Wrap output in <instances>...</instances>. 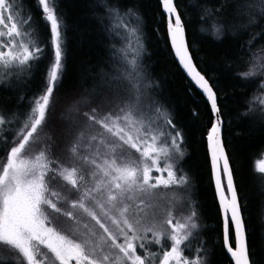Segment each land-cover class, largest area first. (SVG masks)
Wrapping results in <instances>:
<instances>
[{"label": "snow or ice", "instance_id": "obj_1", "mask_svg": "<svg viewBox=\"0 0 264 264\" xmlns=\"http://www.w3.org/2000/svg\"><path fill=\"white\" fill-rule=\"evenodd\" d=\"M35 3L49 27L54 55L45 69L42 91L29 100L21 126L9 128L20 117L13 113L6 119L0 112V147L5 153L0 156V250L16 254L11 258L13 264H204L203 247L193 249L190 243L196 238L193 230L198 228L195 208L190 204L189 214L176 219L170 211L161 214L156 203L157 189L183 187L188 179L177 175L179 169L171 162L174 154L183 156L182 133L166 111L154 103H141L148 85L143 82L138 63L143 48L138 13L132 8L121 13L107 0H98L96 6L105 11V15L96 17L98 24L109 37L115 35L123 41L119 49L111 45L112 58L120 66H113L115 74L102 72L99 85L85 90L74 101L76 117L69 133V163L65 165L51 158L47 147L38 151L33 148L43 143L40 133L65 70L63 21L57 14L56 0ZM161 3L175 55L216 114L207 139L223 212L224 248L234 264H251L240 197L221 139L216 93L192 63L175 0ZM253 9L264 18V0L237 6L235 15L247 17V24L239 27L257 23ZM22 11L17 0H0V85L4 88L10 87L13 79L31 77L43 54V48L32 39L37 29L31 15L25 19ZM201 20H209L200 29L203 34L217 40L223 36L227 22L213 17L211 9L205 7ZM248 51L251 60L237 75L246 83L260 81L257 87L262 92L253 95L246 105L248 111L242 115L253 111L264 115V50L251 53L249 47ZM97 87L109 92L124 89L129 100L112 107ZM8 131L12 133L10 140L4 135ZM254 172L264 174V158L254 164ZM57 180L62 181V189L77 198L70 199L51 187ZM60 217L65 218L63 230L53 226ZM152 245L158 250L149 251ZM186 250L194 251L192 258L184 255Z\"/></svg>", "mask_w": 264, "mask_h": 264}, {"label": "trees", "instance_id": "obj_2", "mask_svg": "<svg viewBox=\"0 0 264 264\" xmlns=\"http://www.w3.org/2000/svg\"><path fill=\"white\" fill-rule=\"evenodd\" d=\"M29 1L25 11L32 14L35 22H39L42 20L41 11L36 3L33 7L35 0ZM80 1L56 0L57 14L63 21L65 70L62 84L54 91L47 118H53L55 114H58L57 118H62L61 114L65 111L61 108L63 98L81 87L82 90L72 98L75 99L82 91L99 85L101 73H110L112 65L116 63L113 58H109L106 45L109 36L96 20L97 16L105 15L104 9L96 6L98 0H89L91 6ZM247 2L251 0H175L194 64L216 93L223 121V143L245 218L251 264H264V201L259 189L264 174L254 172V164L264 158V115L259 111L242 115L248 111L247 102L254 94L260 95L262 90L257 87L260 81L246 83L237 75L246 70L251 60L249 47L251 53L264 50V18L254 14L257 23L260 21L261 24L242 31L239 25L247 24V17H237L235 13L238 5ZM107 3L118 7L121 12L132 8L143 20L140 21L144 46L142 62L146 67L143 82L145 84V78L152 81L157 89L155 96L161 106L168 110L172 123L183 136L181 149L184 148L186 158L180 165L179 157L175 165L179 169L177 175L183 174L188 179L184 188L185 216L189 214L190 204L197 213L195 222L198 228L193 230L196 238L190 243L193 249L203 247L201 256L204 264H232L222 242V215L212 182L204 136L215 119L208 102L185 77L172 54L166 33V16L162 12L160 0H107ZM30 6L35 9L34 13L30 12ZM205 7L212 10L213 17L227 22L224 34L231 37L217 40L200 31L202 26L209 23V20H201ZM44 27L41 42L43 54L33 70V76L24 79L14 90L0 86V112L5 118L10 113H17L20 117V121L9 125V128L21 126L29 110V100L42 91L44 72L54 55L49 27L47 24ZM90 35L95 37L90 39ZM237 37L239 41L235 40ZM21 97L25 99L21 100ZM75 117L73 110L71 118ZM56 131L62 134L60 124L56 126ZM4 135L9 140L12 137L11 131ZM51 147L57 151L66 150L64 142L58 139L53 141ZM4 155L0 147V156ZM59 162L67 163L65 157ZM153 249L158 250L152 245L149 251ZM184 254L192 258L195 253L186 250Z\"/></svg>", "mask_w": 264, "mask_h": 264}, {"label": "rangeland", "instance_id": "obj_3", "mask_svg": "<svg viewBox=\"0 0 264 264\" xmlns=\"http://www.w3.org/2000/svg\"><path fill=\"white\" fill-rule=\"evenodd\" d=\"M29 0H17V3L21 6L22 8V15L23 18L27 19L29 16V12H26L25 9V5L29 4ZM33 5H35V1H33ZM31 18L33 21L34 26L37 29L36 35H34L32 37V39H35L37 41V46L41 47V42H42V38L44 35V22L42 20H40L39 22L36 21L33 18L32 14ZM26 30V29H25ZM113 38H115L117 41H119L121 45H118L116 48L119 49L123 46L121 39L119 37H116L115 35L113 36ZM143 45V44H142ZM144 48V46H143ZM142 48V49H143ZM143 51L141 50L139 57H138V63L140 65L141 68V72H142V76H146V67L143 64L142 60H143ZM131 57V53L129 54V58ZM39 63V61L37 62V64ZM37 66V65H36ZM113 66L119 67V63L116 62L115 64L112 65L111 67V72L112 74H114L113 72ZM34 70V69H33ZM33 75H31L32 77ZM30 77L28 76H21L20 80L17 81L15 79H13L10 82V87H8L7 89H11L14 90L17 88V86H20V84L23 83L24 79H28ZM152 81H150V79H146L145 78V84L148 85V87L146 88V95L144 97L141 98V103L145 104V105H153L154 106H159L162 110L166 111L168 116V110L164 107L161 106L160 101L157 99V97L155 96L156 94V87L151 83ZM2 86V85H0ZM91 89H89L88 91H91ZM98 92H102L104 97H106L109 101L112 102V107H115L116 105L120 104L122 101H128L129 100V93L127 91H125L124 89H120L118 92L113 91V92H109L107 89L105 88H101L98 87L96 89ZM143 101V102H142ZM99 102V101H97ZM105 110H110L109 108H105ZM72 111H73V105L70 106L68 109H66L64 111V113L61 114L62 118H57L58 114H55V116L46 118V122L43 126V129L40 133V136L42 137L43 143L38 144V145H34L33 148L34 150L38 151L41 147H47L50 151V156L53 159L56 160H61L63 157H65L66 162L65 165H67L69 163V153L67 151V149L70 147L71 141H72V136L69 134L70 130L72 128V122L75 118H71L72 115ZM13 113H10V115ZM17 114V113H16ZM9 115V116H10ZM9 116H7L6 118H8ZM67 117V118H66ZM69 117V118H68ZM170 117V116H169ZM61 125V128L63 130L62 134L61 133H57L56 131V126L57 125ZM52 139V141H51ZM56 139L58 140H62L66 146V150L65 152L63 151H57V150H53L52 149V143L53 141H56ZM138 155V154H137ZM177 156V154H174L173 156V160L175 159V157ZM62 164V163H61ZM55 167V165H54ZM260 192L261 195L263 197V201H264V177H262L261 182H260ZM62 184V181L57 180L55 183H53L51 185V187H53L54 189L61 191L64 195H68L70 199H76V194L75 193H69L67 191V189H62L60 187V185ZM184 188L185 185L183 187H169V188H164V187H160L159 189L156 190L157 192V200L156 203L159 206V211L161 214H166L167 212H171L172 215L176 218V219H181L182 217L185 216V212L187 210V207H184V203L185 201V194H184ZM61 207L66 208L67 205H61ZM175 222V221H174ZM91 224L94 225V222H91ZM53 226H55L57 228V230H63L66 227L65 224V218L64 217H60V219L58 221L54 220L53 221ZM98 229V226H96ZM102 231V230H99ZM67 234V233H65ZM156 249V248H154ZM154 249L152 250L153 252ZM41 250L43 252H47V249H44L43 247L41 248ZM140 251V249L138 248V252ZM16 254L14 252H10V251H6V250H0V257L5 258L3 260H0V264H13L12 261V257H14ZM51 255V254H49ZM185 256L188 257V255L184 254ZM23 264V262H22ZM55 264H58V262H55ZM74 264V262H73Z\"/></svg>", "mask_w": 264, "mask_h": 264}, {"label": "bare ground", "instance_id": "obj_4", "mask_svg": "<svg viewBox=\"0 0 264 264\" xmlns=\"http://www.w3.org/2000/svg\"><path fill=\"white\" fill-rule=\"evenodd\" d=\"M84 4H88V5H90V2H89V0H81ZM80 1V2H81ZM91 6V5H90ZM33 7L35 8V5H33ZM32 6H30L29 7V10H30V12L31 13H34L35 12V9L33 8ZM191 10H194L195 11V9H191ZM121 12V11H120ZM124 12V11H123ZM123 12H121V13H123ZM256 15V12H255V10L253 9V15ZM259 14H257L256 16H258ZM140 21L141 22H143V20H142V18L140 19ZM221 21V20H220ZM261 24V22L260 21H258V23H256L255 25H251V27H255V26H257V25H260ZM250 27V26H249ZM98 28L100 29V30H102V28L100 27V26H98ZM244 29H246V28H243L242 29V31H245ZM262 34H264V33H262ZM114 36V35H113ZM113 36H111V37H109V39H107V41H106V45H107V49H108V54H109V58H111L112 59V53H113V49H112V47H111V45H113V44H115V46L117 47L118 45H121V44H119L120 42L119 41H117L115 38H113ZM95 36H93V35H90V39H93ZM212 37V36H211ZM227 37H231L230 35H225V34H223V36L221 37V38H227ZM114 39V41H111V39ZM234 39V38H233ZM262 39H264V35H262ZM235 40H237V41H239V38L237 37V38H235ZM121 42H122V44H123V41L121 40ZM116 44H118V45H116ZM114 61H116V60H114ZM117 62V61H116ZM115 74V73H114ZM74 90V89H73ZM77 90V92H70V93H68L67 95H66V98H63V104H62V106H61V108H62V110L64 111V110H66V109H68L70 106H72L73 105V103H74V101H75V99H77V98H79V97H77V98H75V99H72L73 98V96L74 95H76V94H78L82 89H81V87L79 88V89H76ZM85 91V90H84ZM84 91H82V93L84 92ZM219 115H220V113H219ZM220 119H221V117H220ZM215 121V120H214ZM221 121H222V119H221ZM223 122V121H222ZM214 123V122H213ZM213 125V124H212ZM212 125H211V127H212ZM211 127L209 128V130L211 129ZM209 130H208V132H206L205 133V142H206V150H207V135H208V133H209ZM222 140H223V123H222ZM182 151H183V156H179L178 154H177V156L175 157V159L173 160L172 159V163L173 164H176V160L179 158V163H180V165L181 164H183V162H184V160H185V158H186V153H185V150H184V148L182 147ZM207 153H208V151H207ZM178 161V160H177ZM231 166V165H230ZM222 242H223V240H222ZM224 246V245H223ZM248 253H249V251H248ZM229 257V256H228ZM249 258H250V255H249ZM250 261H251V259H250Z\"/></svg>", "mask_w": 264, "mask_h": 264}, {"label": "water", "instance_id": "obj_5", "mask_svg": "<svg viewBox=\"0 0 264 264\" xmlns=\"http://www.w3.org/2000/svg\"><path fill=\"white\" fill-rule=\"evenodd\" d=\"M160 3H161V0H160ZM161 9H162V12L165 14V12L163 11V8H162V3H161ZM166 33H167V39H168V43H169V46H170V48H171V51H172V54H173V56H174V58H175V60H176V62H177V64H178V66H179V68L182 70V72L184 73V75H185V77L193 84V86L196 88V90L198 91V92H200L202 95H203V97H204V99L208 102V104H209V106H210V109H211V103H210V101L206 98V94H204L203 93V91L201 90V89H199V87L195 84V82L192 80V78H191V76L188 74V72H187V70L186 69H184L183 68V66L180 64V62H179V58L175 55V50H174V48L172 47V45H171V40H170V36H169V34H168V31H167V20H166ZM185 40H186V43H187V39H186V34H185ZM187 47H188V43H187ZM188 52H189V54H190V51H189V48H188ZM190 56H191V54H190ZM191 58H192V56H191ZM192 63L194 64V61H193V59H192ZM195 65V64H194ZM195 68H196V70L197 71H199L198 69H197V67L195 66ZM200 72V71H199ZM201 73V72H200ZM202 74V73H201ZM203 75V74H202ZM211 112H212V114H213V117H214V119H215V121H214V123L216 122V114L212 111V109H211ZM212 128V127H211ZM211 130V129H210ZM209 130V131H210ZM207 137H208V135H207ZM221 139H222V126H221ZM223 141V140H222ZM207 151H208V157H209V162H210V168H211V177H212V182H213V186H214V190H215V194H216V198H217V202H218V205H219V208H220V211H221V215L223 216V212H222V208H221V206H220V204H219V196H218V193H217V190H216V186H215V176H214V172H213V168H212V161H211V149H210V147H209V141H208V139H207ZM226 151V150H225ZM230 165V164H229ZM231 168V167H230ZM222 179H223V174H222ZM225 195H227V189H226V187H225ZM233 246H235L234 244H233ZM248 246V245H247ZM228 254V253H227ZM248 255H249V253H248ZM228 256H229V254H228ZM229 258H230V256H229ZM250 259V258H249ZM230 260H231V262H232V264H234V262H233V260L230 258Z\"/></svg>", "mask_w": 264, "mask_h": 264}]
</instances>
